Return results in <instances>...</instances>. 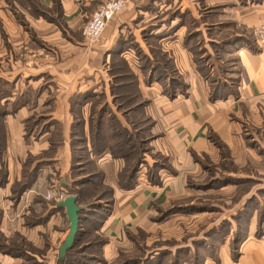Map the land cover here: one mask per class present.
Instances as JSON below:
<instances>
[{"label":"rangeland","instance_id":"1","mask_svg":"<svg viewBox=\"0 0 264 264\" xmlns=\"http://www.w3.org/2000/svg\"><path fill=\"white\" fill-rule=\"evenodd\" d=\"M143 4L148 13L145 16V19L148 18L146 25L139 31L143 46L130 34L129 42L133 46L130 63L122 56L111 57L89 75L95 77L84 78L88 81L83 86L88 90L85 94L89 95L76 104L82 107L87 105L86 109L82 111L81 107L74 108L72 99L70 102L68 98L65 100L68 92V89H64L65 82L58 87L49 78H25L22 82L26 87L19 93L22 100L17 97L14 101L8 99L12 97V92L19 90L16 79L0 78V108H6L8 113H14L21 105L31 108L36 106L40 96L42 103L52 108L55 96L60 92L55 115L63 117L67 123L69 118L75 122L71 127L74 133L69 138L71 162L67 177L64 179L63 175L55 171L53 180L46 183L44 196L40 197L42 201L57 206L67 195L75 193L78 205L84 210L81 213V231L75 245L68 251L64 264H172L175 259L181 264H221L219 252L222 247L229 256L228 262L224 264H239L240 247L246 240L256 242L264 253V194L259 193L263 189L261 185H264V150L258 154L260 149L254 144H251L253 148L248 146L250 139L244 138L248 134L264 136V118L261 125V119L259 125H255L251 118L238 117L240 130L235 138L221 129H208L203 125L196 137L201 136L205 140L207 146L204 149L191 147L190 138L189 142L181 144L177 133L180 128L178 125L183 120L177 118L180 106L172 100L177 95L188 97L195 93L191 87L196 82L195 78L185 77L186 73H182L185 77L182 78L170 56L172 47L166 50L160 39L167 31H180L191 59L196 67L199 62V72L205 77L203 80L206 85L210 86L208 97L213 92L211 89L217 86L215 90L218 96L213 100L208 98L214 102L225 99L226 90L223 87L229 83L227 71L233 67L222 44L230 36L227 34L234 33L228 31L237 28L225 26L228 27L226 30L220 23L223 21L217 17L219 8L209 0H143ZM142 26H138V29ZM239 29L243 30L242 27ZM253 36L256 41V34ZM82 37L91 44L98 40L89 42L84 35ZM27 48L32 49L30 46ZM31 53L23 49V56ZM40 53L47 54L46 50ZM137 64L144 68H138L141 76L149 72L151 77L154 69H163L170 72L171 79L183 82L184 87L176 86L169 78L167 83L149 78L158 85H154V88L148 86V89L142 85L141 88V83L148 85V78L142 76L138 79L133 68ZM24 67L18 64L15 69ZM86 68L76 70L74 65L69 68L68 76L75 77L85 70L90 74L91 68ZM66 79L69 82L74 78ZM91 83L93 85L88 87ZM163 90L168 91L163 94L167 101L156 106V111L160 112L157 114L150 106V101H155ZM44 91L45 96L42 95ZM76 93L77 90L73 92V98ZM63 103L68 106L67 118ZM224 109L216 108V112ZM51 110L32 111L23 122L28 132L34 128V132H30L34 135L49 130L50 140L57 150L61 145L62 124L46 116ZM95 126L99 129L97 133ZM167 126L171 132L163 131ZM2 137L0 130V140ZM105 150L112 159L118 161L117 169L109 180L98 162L100 153ZM111 153L117 154L118 158H113ZM32 160L31 156L24 159L27 163L23 162L21 166V177L27 175L24 168L29 167ZM16 186L13 183L12 188ZM135 187H151L150 191H146L151 214L143 220L137 219L129 228L121 229L119 235L111 238V233H106L102 227L112 213L114 191ZM13 197H17L16 192H13ZM63 209L57 213L50 211L57 227L62 229L64 223L67 228L69 225ZM235 238H238L237 242ZM202 240L205 243L198 248L194 243ZM0 241L17 252L35 255L38 264H58L57 247L50 251L47 259L46 244L38 248L19 234L8 237L0 234ZM235 245L238 248L236 256L232 254ZM187 247L190 248L188 252ZM197 259L198 263L195 262Z\"/></svg>","mask_w":264,"mask_h":264},{"label":"crops","instance_id":"2","mask_svg":"<svg viewBox=\"0 0 264 264\" xmlns=\"http://www.w3.org/2000/svg\"><path fill=\"white\" fill-rule=\"evenodd\" d=\"M101 1L0 0V78L16 79L15 83L18 84L16 87L19 86L18 92H12V97L8 100L14 101L17 97L22 100V95L19 93L26 87L22 82L25 78L29 80L31 78H37V80L49 78L57 86L65 82L63 83L64 89H68L65 100L68 98L67 101L70 102L72 99L74 108L81 107L82 111L86 109L87 105L78 106L81 103L79 96L82 93L86 95L85 93L88 91L83 87L88 83L84 78L95 77V75L92 77L89 75H92V71L97 69L103 61H108L117 51L118 56L129 61L132 57L133 47L129 42V35L134 36L142 47L143 42L140 39L139 31L144 28L148 20V18L145 19L148 13L143 0H130L119 14L107 22L98 40L93 44L87 43L82 37V27ZM209 1L219 8L217 17L223 21L219 22L224 27L237 28L228 31L234 33L227 34L230 36L225 38L222 44L224 53L229 55L230 66L233 67L227 71L229 75L226 78L229 79V83L224 88L226 90L225 99L209 101V85H206V81L203 80L205 77L201 75L191 59L190 52L184 46L179 30L172 33L167 31L160 38L163 48L168 50V47H172L170 56L176 63L182 78H185L186 75L187 78H195L196 85L191 87L194 88L195 93L189 94L188 97L177 95L172 100L180 106V109L177 110V118L183 120L178 125L180 126L177 133L178 141L183 144L184 141L189 142L190 138L191 147L195 149H204L207 146L201 136L196 137L203 125L208 129H221L235 138L240 130L238 117H246L247 120L251 118L255 125L256 123L259 125V119H261V125L264 118V47H260L253 36L255 29L264 23V0ZM137 16L141 18L137 19ZM140 25L143 26L138 29ZM240 27L243 30L239 29ZM225 28L228 29V27ZM233 36L237 38L234 39ZM28 46L32 49H28ZM22 48L32 53L23 56ZM41 50H46L47 54L42 55ZM52 58H55V61H52ZM18 64L25 67L16 70ZM74 65L76 70L87 67L86 69L91 68V72L89 74L85 70L75 77L68 76L69 68ZM137 66L135 65L133 68L136 69L138 79L142 76L148 78L146 81L148 85L145 82L141 83V88L142 85L144 89H148V86L154 88L157 83L149 79L152 78V75L150 77L148 72L147 75L141 76L140 70H138L141 64H137ZM182 73H186L185 77ZM103 77L105 78V76ZM66 78L74 79L67 82ZM73 85L75 87L71 90ZM92 85L91 83L88 87ZM76 90L77 93L73 98V92ZM159 93L160 95L155 101H150V106L155 111L160 103L167 101L165 100L167 97L162 92ZM42 95L45 96L46 92L44 91ZM59 95L60 92L55 96L52 108L44 105L40 96L35 103L36 106L30 108L21 105L14 113L5 115L0 124L3 133L0 140V163L3 164L0 165V169L4 174L3 185L0 186V234L3 237L19 234L38 248H43L46 244L47 259H49L52 249L59 248L68 232L65 223L63 224L64 229L57 227L58 224L50 213V211L57 213L59 210L57 206L48 204L40 198L47 190L46 183H50L48 180H53L52 175L56 174L55 171L66 179L71 162L69 138L72 132L71 127L75 122L73 123V118H69L67 123L63 117L55 115L57 103L60 101ZM62 106H64L67 118L68 106L65 103ZM219 107L225 109L217 113L216 108ZM48 108L52 110L46 116H51L62 124L61 145L57 150L55 148L52 153L49 152L51 138L49 130L34 135L30 133L34 132V128L28 132L23 122L32 111H42ZM156 112L160 114L158 110ZM89 115L90 113L87 116ZM87 116L84 118L86 119ZM172 118L175 117L172 116ZM165 130L171 132L168 126L163 128V131ZM25 132L28 133L25 134ZM245 137L250 139L248 146L256 145L260 149L258 154H261L264 150V136L248 134ZM86 140L89 141L88 134H86ZM43 152H47V154L42 155ZM27 156L33 157L28 169L32 170L36 165H38V169L34 179L22 190L20 189L23 186L22 183L20 184L21 166ZM98 162L103 167L106 179L109 180L110 176L113 177L118 165L117 159H112L105 150L100 153ZM13 183L19 184V189H13ZM150 188L135 187L130 190L117 189L114 191L115 203L112 213L102 227L106 233H111V238L119 235L121 229L123 231L124 228H129L137 219L143 220L151 214V205L148 204V195H146V191H150ZM261 188L264 189V185H261ZM13 192L18 193L17 197H13ZM4 246H6L5 242L0 241V264H25L26 261L22 255H13L1 250ZM222 248L219 255L222 260L221 264H224L228 262L229 256ZM240 252L239 264H264L263 250L253 240L243 242Z\"/></svg>","mask_w":264,"mask_h":264},{"label":"trees","instance_id":"3","mask_svg":"<svg viewBox=\"0 0 264 264\" xmlns=\"http://www.w3.org/2000/svg\"><path fill=\"white\" fill-rule=\"evenodd\" d=\"M46 16V15H45ZM232 38H237L236 36H233ZM117 53H118V51H117ZM117 53H115V54H113V57H118V54ZM199 59V58H198ZM170 61V60H169ZM199 61V60H198ZM158 63H160V62H158ZM142 66V65H141ZM141 68H143V67H141ZM156 68V67H155ZM144 69V68H143ZM197 69L198 70H200L201 71V66H199V62H197ZM154 72H153V74H152V78H156L155 80H157L158 82H161L162 80L165 82V83H167V81H169L168 80V78L170 79V82H175V85L176 86H181V87H184V83L183 82H181V81H179L178 79H171L170 78V76H169V71H164L163 69H154L153 70ZM169 72V73H168ZM203 74V73H202ZM204 75V74H203ZM211 84V83H210ZM209 88H210V86H209ZM217 88V86L215 87V89ZM223 88H225V87H223ZM213 90V89H211V91H213L212 92V94L209 96V98L211 99V100H213V99H215V97L216 96H218V92L216 91V90ZM166 90V89H165ZM165 90H163V94H167L168 93V91H165ZM89 94H86V95H81V96H79V98H80V100H82V99H85L87 96H88ZM91 95H93V93L91 92ZM8 112L9 111H7V109L6 108H0V124H1V121H2V118H4V116L5 115H7L8 114ZM96 127V129H95V131H96V133L99 131V129L97 128L98 126H95ZM1 128H2V126L0 125V130H1ZM72 133H74V130H72V132H71V134ZM56 147H55V145H54V143H53V141L52 140H50V153H52L53 152V150L55 149ZM99 153V152H98ZM112 154V157L113 158H118V156H117V154H115V153H111ZM25 163H27L26 161L24 162V164ZM37 169H38V165H36L32 170H29L28 169V167L27 166H25V168H24V172H27V175L25 176V177H21L22 179H21V182H20V184L22 183V187L20 188V189H24V188H26L27 187V185H29V183L34 179V176H35V174H36V172H37ZM1 170V169H0ZM3 181H4V174H3V171L1 170L0 171V186L1 185H3ZM17 185V184H16ZM19 185V184H18ZM18 185L15 187V188H18ZM125 187H127V186H125ZM15 188H13V189H15ZM19 189V188H18ZM123 189H128V188H123ZM259 193H262V194H264V189H262ZM16 194H18L17 192H16ZM73 194H75V193H73ZM76 199H77V197H76ZM77 204H79L78 203V200H77ZM58 208V207H57ZM58 209H62V208H58ZM84 210H83V208L80 206V211L78 212V214H79V223H78V229H77V232H76V235H75V240H74V243H73V245H72V247L70 248V249H68L67 250V252H66V254H65V256H64V258L62 259V260H58L57 259V263L58 264H64L65 263V261H66V259H67V257H68V251H71V249L73 248V246L75 245V243H76V241H77V236L79 235V233H80V231H81V225H80V222H81V213L83 212ZM236 235H238V232L236 233ZM236 237V236H235ZM241 238V237H240ZM205 239V238H204ZM237 239L238 238H235V240H236V242H237ZM242 241V240H241ZM240 241H238V243H239ZM205 243V241L204 240H202V241H200V242H196L195 241V245H197L198 246V248H200V246L202 245V244H204ZM200 244V245H199ZM212 244H210L209 245V247H211L212 248V246H211ZM208 246V245H207ZM188 249H186L187 250V252H188V250H190V248L189 247H187ZM238 248H237V246L235 245V247H233V249H232V254L233 255H237V253H238V250H237ZM1 250H3V251H6L7 253H12L13 255H22V257L25 259V264H38L37 262H36V260H35V258L32 256V255H28L27 253H25V252H21V251H18L17 252V250L15 251L12 247H8L7 245L6 246H4V247H2L1 248ZM210 251V250H209ZM206 255H204V257H205ZM195 257V256H194ZM215 259H218V257L217 256H215ZM198 260L199 259H197V260H195V262L196 263H198ZM70 263V262H69ZM123 264H127V263H123ZM172 264H181V262H179L177 259H175V262H173ZM201 264V263H200Z\"/></svg>","mask_w":264,"mask_h":264},{"label":"built area","instance_id":"4","mask_svg":"<svg viewBox=\"0 0 264 264\" xmlns=\"http://www.w3.org/2000/svg\"><path fill=\"white\" fill-rule=\"evenodd\" d=\"M130 0H103L89 16L83 27V35L89 42L97 40L104 31L106 24L119 14ZM256 42L264 47V23L255 29Z\"/></svg>","mask_w":264,"mask_h":264},{"label":"water","instance_id":"5","mask_svg":"<svg viewBox=\"0 0 264 264\" xmlns=\"http://www.w3.org/2000/svg\"><path fill=\"white\" fill-rule=\"evenodd\" d=\"M58 208H64L68 225V232L57 250V259L62 260L74 243L75 235L78 229L80 206L74 194L67 195L57 204Z\"/></svg>","mask_w":264,"mask_h":264}]
</instances>
